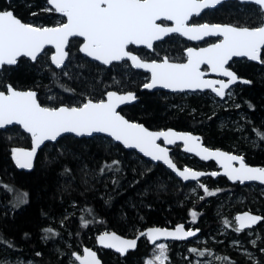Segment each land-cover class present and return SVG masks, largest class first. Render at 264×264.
Instances as JSON below:
<instances>
[{"label":"trees","instance_id":"obj_1","mask_svg":"<svg viewBox=\"0 0 264 264\" xmlns=\"http://www.w3.org/2000/svg\"><path fill=\"white\" fill-rule=\"evenodd\" d=\"M9 7L22 21L38 26H54L56 17L60 16L42 11L48 7L46 0H0V9ZM257 16L259 9L254 4L227 1L193 20L243 25ZM79 43L78 38L71 39L68 59L60 69L51 66V49L47 48L35 62L20 58L15 66H4L0 79L18 89L35 90L39 102L47 107L75 105L86 98L99 100L110 90L134 91L137 102L120 109L128 119L150 129L172 127L200 134L204 144L211 148L239 152L247 163L264 167V140L254 131L264 133L262 64L234 60L230 66L250 83L237 85L229 100L213 103L208 92L172 94L140 90L148 81L147 74L132 69L126 60L105 67L81 55ZM188 45L180 36L172 35L156 43L153 51L131 48L143 58L167 56L181 61ZM19 146L28 147L29 138L18 127L0 130V236L14 245L11 248L0 245V257L33 259L39 264H68L75 251L94 245L96 235L103 231L134 236L149 226L184 223L192 209L198 213L194 228H199V236H203L233 216L231 210H238L228 202L225 191L246 188L221 176L206 177L201 180L215 190L214 195H209L208 200L195 197L193 201L187 193L192 183H181L163 165L151 163L100 136H63L39 151L31 171H19L11 162V150ZM177 153L171 152V156L179 167L196 161L194 157H180ZM114 160L119 163L101 174L99 169ZM197 168L213 170L215 165L197 162ZM17 192L27 193V200L14 206L18 203ZM259 202L260 212L255 213L264 218V199L260 198ZM81 217L89 221L86 227L82 226ZM46 227H53L59 234L55 237L49 234L45 239L42 230ZM263 227L264 219L249 230L262 231ZM235 228L230 226V237L222 241L218 237L192 254L201 259L218 255L216 264L252 262L230 243L231 236L247 240V230L238 233ZM177 243L170 242L171 252ZM150 246L142 238L137 248L123 257L108 250H98V254L104 264H139ZM253 248L256 264H264V251H261L264 241L260 240ZM200 252L205 255L200 256Z\"/></svg>","mask_w":264,"mask_h":264},{"label":"snow or ice","instance_id":"obj_2","mask_svg":"<svg viewBox=\"0 0 264 264\" xmlns=\"http://www.w3.org/2000/svg\"><path fill=\"white\" fill-rule=\"evenodd\" d=\"M44 12L59 14L63 20H58L53 27L36 26L24 22L9 8L0 9V69L4 66L16 65L20 58H29L35 62L45 54L47 46L55 48L51 55L52 63L61 67L69 56L66 50L72 38H82L79 51L104 65L113 61H131L135 68L146 69L151 75L150 80L143 84L145 89L156 87L184 91L185 89H210L223 98L231 93L230 86L240 78L230 70L229 62L234 57H246L250 61L264 64V0H249L258 6L259 16L250 23L220 24L192 23L194 16H200L204 9L214 7L221 0H46ZM30 7V5H29ZM33 16L37 13H32ZM164 22H171L170 25ZM171 34H179L190 41H203L206 37H215L214 43L206 47L185 49L186 62H170L165 56L161 60L146 61L134 54L130 46H144L154 50L155 42L164 40ZM206 65L211 73L227 79H204L205 72L201 66ZM242 83H250L243 80ZM136 99L133 92H106V98L93 100L86 98L75 105L59 107L43 106L37 93L33 90H19L12 83L0 79V128L7 125H19L31 137V149L12 148V158L20 168L31 169L37 150L45 141H56L64 133L76 136H92L95 133H105L126 148L138 149L144 156L153 161H163L173 171L177 165L169 158V149L157 141L163 140L164 145L175 144L177 140L184 142L185 151L195 152L203 160L215 159L224 169L223 174L230 180L259 181L264 184V168H253L245 164L243 157L228 154L219 150L212 151L202 147L199 137L186 133L167 131H149L140 123L126 119L117 109ZM239 107V105H237ZM257 136L264 140V133L254 129ZM233 162L239 163L234 167ZM118 161L105 163L99 169L103 174ZM65 171H68L67 169ZM219 173L212 172L211 176ZM177 175L187 181L196 180L205 175L203 172L192 171L185 167L177 171ZM115 183V181H114ZM206 195H214L204 184L199 185ZM9 191H13L11 188ZM27 193H16L17 204L25 203ZM203 199V197H201ZM195 221L197 213L191 211ZM262 217L244 213L237 215L235 221L241 232L250 228ZM82 226L89 221L81 217ZM63 226V221L61 222ZM45 239L57 236L59 233L53 227L42 230ZM198 230H185L183 224L176 225L174 230L150 227L141 230L133 239H123L116 233L105 232L97 237L99 244L105 248H114L116 252L125 255L128 250H135L137 240L146 237L153 244L156 253L145 264H166L168 261V245L157 243L161 238L183 240L196 236ZM14 247L11 241H5L0 236V245ZM255 245V241H253ZM196 253V248H190ZM264 251V249H261ZM251 258L250 253H245ZM41 253H37V256ZM204 256V252L199 253ZM79 264H99L96 253L85 248L83 255L73 253ZM220 259V257H216ZM225 260L228 258L225 257ZM0 264H9L0 261Z\"/></svg>","mask_w":264,"mask_h":264},{"label":"water","instance_id":"obj_3","mask_svg":"<svg viewBox=\"0 0 264 264\" xmlns=\"http://www.w3.org/2000/svg\"><path fill=\"white\" fill-rule=\"evenodd\" d=\"M227 1H236V2L241 3V4H249V3H250V4H253V3L249 2V0H221V3L215 5L214 7H211V8H208V9H204L200 15H202L205 11H209V10H213V9H215V8L218 7L220 4H222V3H224V2H227ZM46 3H47V2H46ZM254 5H255V4H254ZM47 6H48V7H51L50 5H47ZM255 6H257V5H255ZM257 7H258V6H257ZM58 15H59V14H58ZM197 17H199V16H194L192 19L197 18ZM166 23L170 25L171 22H166ZM202 23H208V22H202ZM220 24H230V23H220ZM48 27H53V26H48ZM171 35H172V34H171ZM177 35H179V34H177ZM180 37H181V36H180ZM77 38H78V37H77ZM165 38H166V37H165ZM165 38H164V39H165ZM181 38L184 39L186 42L189 43V46H188V47H194V48L206 47V46H208L209 43H214V42L216 41V38H215V37H206L203 41H190V40H188L186 37H181ZM72 39H73V38H72ZM78 39L80 40V43H79V45H78V51H79L80 44H81L83 41H82V38H78ZM205 41H207L208 43H206V44H204V45H200V46H194V45H193V44L203 43V42H205ZM157 42H160V41H157ZM157 42H155V43H157ZM130 47H134V48H145L147 51H153L152 49H147L146 47H144V46H142V45H141V46H130ZM47 48L51 49V53H50V55H49V61H50L51 66H53V67L56 68V69H60V68H62V67L65 65V63H66L68 57L65 59L64 64H63L61 67L57 68V67L52 63V61H51V55L55 53V48L52 47V46H50V45L47 46ZM47 48H46V49H47ZM66 50H68V48H67ZM133 52H134V51H133ZM79 53H80L81 55H83L84 57H86V58H88V59H90V60H93V61H95V62H97V63H99V64H101V65H103V66H105V67H109L111 64L121 62V61H113L111 64L104 65V64H102L101 62L96 61V60L92 59L91 57L86 56L84 53H81L80 51H79ZM134 54H137V53L134 52ZM184 56H185V59H184L183 61H173V60H170V59H169V60H170V62H186L185 50H184ZM163 58H164V57H163ZM163 58H162V59H163ZM25 59L29 60L30 62H33V61H31L29 58H25ZM144 59H145L146 61H148V62H150L151 60H153V59H147V58H144ZM160 60H161V59H160ZM234 60H246V61H249V62H252V63H255V64H260V62H258V61H250V60H248L246 57H234V58L232 59V61L229 62V66L231 65V63H232ZM126 61H127V60H126ZM127 62L129 63V65H130V67H131L132 69L147 74V76H148V80H150V75H151V74H150L146 69L135 68V67L132 66L131 61H127ZM6 66H7V65H6ZM12 66H15V65H12ZM0 70H1V69H0ZM201 70L205 72V76L203 77L204 79H209V80H215V79H227V78H224V77H220V76H218V75L215 74V73H211L210 70H208V68H207L206 65H202V66H201ZM230 70H232V71H234V72L236 73V71H235L231 66H230ZM236 74H237V73H236ZM237 76H238L240 79H239L235 84L231 85V86H230V89L233 88V87H234L235 85H237V84H245V83H242V82H241V81H243V80H247V81H249L248 79H245V78H243V77H240L238 74H237ZM247 84H248V83H247ZM230 89H229V90H230ZM19 90H33V89H19ZM140 90H146V91H149V92H154V91H160V90H162V91H165V92H167V93H172V94H176V93H205V92H208V93L213 94V95H214L216 98H218L219 100H223V99L225 98V96H224L223 98H221V97H219V96H216V94H215L214 92H212L210 89H203V90H200V89H197V90L185 89L184 91H173L172 89L161 88V87H159V86L156 87V88H153V89H145V88L142 86ZM33 91H35V90H33ZM110 91H115V90H110ZM35 92H36V91H35ZM117 92H118V93H127V92H129V91H124V92H119V91H117ZM130 92H133V93L135 94V96H136V93H135L134 91H130ZM36 93H37V92H36ZM104 98H106V94H105ZM137 100H138V97L136 96V99H135V100L130 101V102H127V103L121 105V106L117 109V111L120 112V109H121L122 107H124V106H128V105H131V104H134V103L137 102ZM62 105H64V104H62ZM43 106H44V105H43ZM60 106H61V105H60ZM57 107H59V106H57ZM120 113H121V112H120ZM121 114H122V113H121ZM122 115H123V114H122ZM123 116H124L126 119H128L125 115H123ZM128 120H129V121H132V122L140 123V122H138V121H133V120H130V119H128ZM140 124H142L144 127H146L143 123H140ZM13 126L18 127V128L20 129V131L23 132V133L29 138V146H28V147H20V146H19V147H15V148H24V149H26V150H30V149H31V137H30V135H29L28 133H26V132L22 129L21 126H19V125H15V124H13V125H7V126H5L4 128H0V130H4V129H7V128H9V127H13ZM146 128H147L149 131H167V130L171 129V130H173V131H175V132H177V133H186V134H190V135L195 136V137H199V141H198V142L201 144L202 147H207L209 150H212V151L219 150V151H222V152H225V153H228V154L241 156V157H243L244 162H245V164H246L247 166H249V167H253V168H264V167L259 166V165H252V164L247 163L246 160H245V157H244L242 154H237V153H234V152H230V151H227V150H225V149H221V148H211V147H209V146H206V145L204 144L203 139H202V136H201L200 134L193 133V132H190V131L177 130V129L172 128V127L160 128V129H150V128H148V127H146ZM63 136H74V137H76V138H91V137H94V136H100V137L108 138V139L111 140L113 143H115V144H119V145H120L122 148H124L125 150H128V151H134L137 155H139L140 157H142L143 159H145V160H147V161H149V162H151V163H159V164L163 165V166H164L168 171H170V172H171V173H172V174H173V175H174V176H175V177H176L181 183H184V184L194 183V182H197V181H199L200 179H202V178H206V177L217 178L218 176H221V177H224V178H225L229 183H231V184H239V185L257 184V185H260V186L264 187V184H261L259 181L246 180V181H244L243 183H241L240 181H233V180H230L226 175L223 174L224 169L220 167V165L216 162L215 159L203 160V159L200 158V156L196 155L195 152H188V151H185V145H184V142L181 141V140H177L176 143H175V144H172V145H164L162 139L159 140V141H157V142L160 143L162 146L167 147V148L169 149V158L172 159V160H173V158H172V156H171V150H172V148H173L174 146L178 145V146L180 147V151H181L182 153H184V154H186V155H189V156H192V157L196 158L197 160H199V161L202 162V163L212 162V163H214L216 169H215V170H202V169H193V168H190V167H187V166L179 167V166L177 165V163L173 160V162L177 165V171H182L185 167H187V168L191 169L192 171L203 172V173L205 174V175H203V176H201V177H198L196 180L189 179V180L185 181V180H183L182 177H180L179 175H177V171H173L171 168H169L167 165H165V164L163 163V161H153L150 157L144 156V154L141 153L138 149H134V148H126V147H125L123 144H121L119 141H115L112 137L108 136V135L105 134V133H95V134H93L92 136H80V137L76 136V135L73 134V133H64V134L61 135V137H63ZM61 137H58L57 140H58L59 138H61ZM57 140H56V141H57ZM56 141H45L44 144L40 146V148L37 150V153H36L35 157L33 158V161H32L33 166H32L31 169L20 168V167H18V166L16 165L14 159L12 158V153H11V162H12V165L15 167V169H17V170H19V171H25V172H29V171H31V170L34 168L35 161H36V158H37V155H38L39 151H40V150H41L46 144H53V143H55ZM233 166H234V167H239V163H237V162H233ZM212 172H217V173H219V174H218L217 176H211L210 173H212ZM244 213H249L250 215H256V216H260V217L263 218V216H262L260 213H255V212H251V211H241V212H238V213L235 214L234 218H235L237 215H242V214H244ZM262 221H263V219H262L261 221L257 222L255 225L251 226L250 228H246V229H244V230L252 229V228L256 227V226H257L259 223H261ZM235 222H236V221H235ZM178 224H183L184 227H185V230H198L196 236H194V237H189V238H186V239H183V240H173V239H171V238H168V239L161 238L159 241H157V243H158V242H161V241H165V242H187V241H191V240H193V239H195L196 237L199 236V234H200V230H199V228H190V227H187V226L185 225V223H183V222H182V223H178ZM178 224H176V225H178ZM176 225H174V226H149V227L145 228L144 230H147V229L150 228V227H160V228H167L168 230H174L175 227H176ZM238 226H239V225H238V223L236 222V227H238ZM244 230H242V231H244ZM105 232H108V233H113V232H114V233H116L117 235H119V236H120L121 238H123V239H133V238H136V237L139 235V234H138V235H134V236H123V235H121V234H119V233H117V232H115V231H112V230H110V231H104V232H101V233H99L98 235H96L94 245H92V246H83L80 252H74V253H76V254L82 256V255H83V250H84L85 248H87V249H89V250H91V251H93V252L96 253V259L99 261V264H104V263L102 262L101 258L99 257L98 250H108V251H111V252H113V253L118 254L120 257L125 256V255H126L128 252H130V251H134V250H128L127 253H126L125 255H121L120 253L116 252L114 248H105V247H103L101 244H99V242H98V240H97V237H98L99 235L105 233ZM142 238L148 243V245H153L152 243H150V242L147 240L146 237H141L140 239H138V240H137V245H138V242H139ZM136 248H137V247H136ZM73 258H74V256H73ZM75 261H76V260H75ZM76 262L79 264L78 261H76Z\"/></svg>","mask_w":264,"mask_h":264},{"label":"rangeland","instance_id":"obj_4","mask_svg":"<svg viewBox=\"0 0 264 264\" xmlns=\"http://www.w3.org/2000/svg\"><path fill=\"white\" fill-rule=\"evenodd\" d=\"M63 19L64 18H62L61 16L56 17L54 26L56 25L58 20H63ZM190 22L200 23L199 21H194V20H191ZM29 23H33V22L29 21ZM33 24L36 26L39 25V24H35V23H33ZM159 57H161V56H159ZM155 59L158 60V58H155ZM184 59H185V56H184ZM183 60H181V61H183ZM262 65L264 67V64H262ZM262 69L264 70V68H262ZM234 90H235V88H231L230 90H228L231 94L226 95L223 100H220V101L217 100L216 98H214L215 96L211 93L210 94L212 95V97H210V98H211L213 103H217V102H221V101H227L232 97ZM206 146H209V145H206ZM174 151L178 152L177 154L180 157H184V156H186L187 158L190 157V156L182 153L178 147H175L173 149V152ZM235 153L241 154L239 152H235ZM197 162H200V161H198L196 159V161L186 163L185 166L193 168V169H198L197 168ZM215 169H216V167H215ZM215 169H213V170H215ZM201 183L204 184L205 187L210 192L214 193V191H215L213 188L208 186V184L206 182H204L200 179L199 181L192 183L191 186L188 188L187 193L193 197V201H194L195 197L197 199L204 197L205 199L208 200L209 195H206L204 192V189L199 187V185ZM244 187H246L245 190H241V191H239V190L238 191H232L230 189H227L225 191L227 193V198L229 199L228 202L232 203L233 205H236L238 207V210H235V211L231 210L230 216L233 213H234V215L226 218V220L224 222L220 223L219 226H217V228L214 229V231L207 232L206 235L198 236L195 239L188 241V245H185V242H178L176 244L175 250L173 252L170 251V247H169L170 242H165V241L158 242V243H165L166 245H168L167 256L169 259L166 262V264H216V260H217L216 257H218V255H211L208 259H201L198 256H196V254L193 255L192 252L189 251V249L190 248H201L202 249L205 247V245L207 243L216 241L218 239V237H220L219 239H221V241L230 237L229 236V235H231L230 226L234 225L236 227V222H235V218H234L236 213L241 212V211L260 212L259 199L260 198L264 199V187H262L260 185H256V184H249V185H245ZM191 211H195V210L192 209ZM190 212H189V217L184 221V223L187 224V227L194 228V224H195L196 220L195 221L192 220ZM195 212L197 213V211H195ZM197 216H198V213H197ZM245 237L247 238V240H244V239L238 238V237L232 238V236H231L230 243L233 245L234 249L237 252L243 254L247 260L252 261L248 264H256V255H255V251H254L253 247L260 240L264 241V227H263L262 231L257 230V229L256 230H247ZM253 241H255V245L253 244ZM75 252H77V251H75ZM245 253H250L251 258L248 255H246ZM155 254L156 253L154 252V246L151 245L147 250H145V254H143L140 257L139 264H145V262L147 260L151 259ZM0 261H8L9 264H39L38 262H36L33 259L32 260L31 259L24 260L22 258H11V257H6V256L0 257ZM68 264H78V263L75 261L73 256H70L68 258Z\"/></svg>","mask_w":264,"mask_h":264},{"label":"flooded vegetation","instance_id":"obj_5","mask_svg":"<svg viewBox=\"0 0 264 264\" xmlns=\"http://www.w3.org/2000/svg\"><path fill=\"white\" fill-rule=\"evenodd\" d=\"M193 20V19H192ZM164 23H166V22H164ZM167 24V23H166ZM172 35H177V34H172ZM172 35H170V36H172ZM170 36H168V37H170ZM177 36H179V35H177ZM167 38V37H166ZM163 41V40H162ZM161 42V41H160ZM158 43V42H157ZM206 43H208L207 41H205V42H203V43H198V44H193L194 46H200V45H204V44H206ZM156 44V43H155ZM189 46V45H188ZM134 48V47H133ZM163 57H165V56H163ZM162 57V58H163ZM162 58H160V59H162ZM155 59V58H154ZM159 60V59H158ZM261 64V63H260ZM237 85H243V84H237ZM237 85H235L233 88H235ZM175 147H178L179 149H180V147L178 146V145H176V146H174L173 148H172V150H171V152H173V149L175 148ZM186 155V154H185ZM189 156V155H188ZM190 157H192V156H190ZM196 159V158H195ZM199 161V160H198ZM202 163V162H201Z\"/></svg>","mask_w":264,"mask_h":264}]
</instances>
